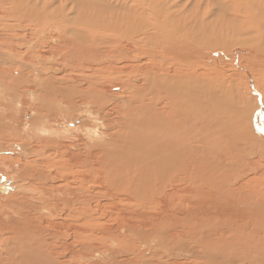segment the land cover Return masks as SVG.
Listing matches in <instances>:
<instances>
[{"label":"bare ground","instance_id":"obj_1","mask_svg":"<svg viewBox=\"0 0 264 264\" xmlns=\"http://www.w3.org/2000/svg\"><path fill=\"white\" fill-rule=\"evenodd\" d=\"M67 1H71L70 7H69L71 10H69V12L72 11V13H74L75 9L76 8L78 9V7L76 5L77 2L75 3V1H77V0H75V1L74 0H67ZM79 1L85 2L88 6L85 5L84 9L81 11H80V8L78 11H75L74 14L76 15V17L79 16V19L82 18V20H83V19H85V17H88L87 14H88V12H90V14H91L89 16L90 20H92V18L95 17L97 20L96 25L101 27V28L94 29V30L92 27V32L90 31L92 33V35H89L91 33L86 31L88 29L87 28L88 25H90V24L87 25V23H86L87 27L84 25L86 27V28H84V29H86L85 31L88 32V33H85L86 35H84L82 33V29H80L81 31L78 33H74V32L70 33V32H67L68 30H64V32H62L63 35H62V33H59L60 31H62L60 27H62L61 25H63V24H61V23H64V21H66V20L69 21V23L71 21L70 20L71 18L67 19L68 17L66 16L65 17L66 19H65L62 16L63 10H66L67 6H68L67 4L66 5L64 4L65 0H0V10H1L0 12L7 14V18H6V16H4V14L2 17H0V23L4 29H6L4 26V21L8 22L9 25L12 24V26L9 27L10 29L7 28L4 31V32H6V34H3V35L9 34L10 36H13V39L17 38V40L18 39L22 40L25 38L24 35H28V33H33L37 37L36 41H39L40 43L44 44L49 37H53V40L52 39L51 40L55 44L57 42V40L58 41L63 40V39H61V35L64 37V39L68 40L69 37H66V32H67V35H68V33H70L71 35H69V36L74 37V39H76V37H77L80 41H83L87 45L89 44V42H91L92 47H95V48L97 46H93L94 42L102 43L103 45H109V44L113 45L114 44V46H116V47L123 48V50L119 54L121 59L117 58V60L120 59L118 62H121V60L123 61V59H127V53H130L133 51V50L131 51V48H125L126 45L132 44L135 46V49H138V48H140V44H139L140 42L141 43L143 42L146 46H149L148 42H153L155 44V46L157 45V46L161 47V50L162 49H168L169 53H170V56L168 57V59H166L165 56L164 57L162 56L161 59L158 58L156 55V54H158L157 51L155 54L153 51H149V50L144 49L141 54L136 56L137 60H135V58H133L135 60L134 61L135 65L132 66V69H134L135 71H138V72H141V70H143L142 72H146V71L150 72L151 70H154V69L159 70L160 73H157L158 76L163 77V79L168 82V85H165L164 88L172 89L176 93L177 92L182 93V94L185 93L184 98L182 97V103H179V104L177 102L176 103L174 102L173 99L175 97L172 95L171 91H169L171 93L169 94L168 99L163 98L165 100L166 99L168 100L167 101L168 103H166V105L168 107L174 108V112H173L172 117L178 118L179 122L173 123L171 118L168 119L169 118L168 114H167L168 112L165 114L163 111H160V104L161 103H160V101H157L159 96L154 94V91H155V93L157 92V89H155V88H157V86H158V81L154 80L153 83H151L150 78L148 76H143L144 78H141V79L144 80L143 81L144 83H142L141 85H138V84H136V81L133 80L134 74L129 75L127 77V80H125L127 82V84L130 83V86L128 87L129 93L124 96V103L123 104L128 105L129 103L130 104L132 103V104L138 105V107H139L138 112H140L141 117L136 116L139 118H136V120H134L135 119V117H134V119H133L134 122L135 121L137 122V124L134 123L135 124L134 127L136 128L135 131H133L130 134L129 130L131 128H128L123 133L119 132V133H121L119 135L122 136L125 134L126 137L128 138L127 139L128 143H123L125 147H128V146L134 147V149L131 153L132 154L131 156H135V154H136V155L142 157L143 164L140 163V172L138 173V175H134L133 177H126V176H124V172L119 171L118 169H114L115 168L114 167L112 169L115 170V172L109 174L107 168H109L110 160H112L114 155H112L107 149V147L109 148V146H108L109 141L107 142V140H106L107 136H106V138L104 137L105 136L104 132L99 133V132H97V130L94 129L92 134L97 135L99 141L95 139V141H98V142L96 145H94V143L93 144L91 142L89 143V141L87 142V140H86L87 143H85V147L87 148L88 146H90V144L92 147L90 146V147H88L89 150L88 149H85V150H88V152H87L88 157L92 158L93 161H91L90 164L89 163L88 164L84 163V164H85V167L88 165L90 168L95 170L94 165H96L98 163V166H99V168L100 167L102 168V171H100L99 169H97V171L103 172V170H104V174H105V179H104L105 188H104L103 192H100V195L102 194L103 196H101L102 200H100V202L98 203L99 204L98 208H100V209L95 211L94 208H96V207H93L92 203H94L93 200L98 195V193L95 191L96 189L86 188V191H85L83 188L85 185V182L81 181L79 184L81 187L75 188L74 190H76V191L72 192L74 194V196L76 197V199L73 198L68 184H67V188H69V189L66 190V192L64 194L60 193L59 191H60L61 186H56V185L51 184V180L53 178H55V177L52 178L53 175L51 174L54 170H52L51 172H48L51 169H55L54 165L51 162H45L44 164H39L36 160L30 159L28 164L27 165L25 164L26 165L25 169L23 168L22 172H24L28 177H32L33 181L35 182L34 186L30 190V194H32V195H30L29 198L32 199L31 200L32 204H34L35 207H37L39 209V211H38V213L35 212L34 218L32 217L29 220L25 216V219L27 221V223L25 222L26 223L25 225L28 228V231H27L28 238H27V240L19 238V241L17 243L18 248L16 247V249L14 250V254L19 250V248H20L19 246L21 245L23 247L22 249L24 252V254L21 255V257L23 259L22 261L25 263H28V264H32L33 262H37L39 264H92L94 261V257H96L95 253H96V251H98L97 250V247L99 246L98 244H100L101 246L102 245L104 246V247L99 246L98 249H100V248L104 249V252H105V253L103 252L104 258L107 259L108 262H109V259L115 258L116 256L118 257V254H124L125 253L123 250L124 248L122 247V244H123L126 247L128 246L127 248H129V250L135 256L140 257V260L146 264H171L170 258L174 257V255L169 254V252L170 251L173 252L175 250L172 247L177 242L176 238L179 237V238H183L185 240L184 242L182 240L180 242H178L181 245L183 244L187 247L186 244L189 243V246L194 245V247L200 248V251L197 252L190 246L189 248H192V250L187 249V252H189L192 257H195V258L199 257L201 259V262H200L201 264H264V215L258 217V220H249L247 225L251 226V227H248V226H247V228L237 227L231 231H225L223 229V227L218 226V225H217V227H214V225L212 224L213 225V232H211L210 235L206 236L207 240L204 244L203 241L200 240L199 232H197V231H204L206 233V229L205 228H199V225L197 226L196 223L201 222V220H199V219H202V218L206 219L207 221H210V220H208L207 217H205V216L202 218L198 217L197 213L200 212V207L198 205L197 206L195 205L193 210H190V207H187V205L184 204L183 199H181V197L179 198L178 202H176L174 204L172 203L173 204L172 209L174 212L171 215V218H173L176 221H180L178 219L177 213L181 212V214H183L184 209L186 208L187 214H184V218L186 220L185 222H187V223H186V225L184 224V227L180 226V224L179 225H177V224L170 225L168 228H166V227L165 228L164 227L163 228H160V227L142 228V227H140V230L143 229L145 231H139L138 234H135L138 230L134 231V230H130L128 228H125L127 236L132 235V237H135L136 239H138L137 243H135V244H133V243L129 244L128 238L124 239L122 237L121 238L116 237L117 235H114V234H113L114 236H112V238H107V236H106V239L103 236L100 237L101 234L105 235V233L108 232V230H109V229L107 230V228H106L107 226L105 225V221L110 216L107 215L108 213L106 214L107 211H105V209H104V207H107L108 204L111 205V203H112L111 202L112 200L110 201L111 203H109V200L111 199V197H109V194H110L109 191H111L113 193V197H114L113 201L120 200V201H123V203L126 202V203H124V205L132 202L134 206L143 209L144 206H148V205H150L149 208L151 206L152 207L158 206L159 205V198L164 196V192L166 191V189L168 190L167 185L171 184L173 182H179L182 184V186L185 185L193 193H194V191H198V193H196V194L199 196L202 195L201 190L206 189L208 191L209 195L213 194V195H211L210 200L214 201L216 203H219V198H220V202L230 200V201L235 202V203H241L244 201L246 202L248 200L250 203H247L244 208L242 207L243 210L240 211L241 215L252 214L253 208L258 209L259 211H257V212L260 213V211H261L264 214V198H261V196H258L259 192L257 193L254 189H252L253 192H251V190L250 191L247 190L248 189L247 187L250 186L248 184L250 182V180H245L246 175L248 173V170L250 169L251 171H253V168H251L250 166H252L251 164L254 163V159L257 157L258 159L264 161V157L262 156L264 154L259 151V153L257 152L258 155H256V153L254 151L255 150L254 148H256L255 146H259L260 148L263 149V152H264V125H263L264 122H262V123H261V121L259 122L260 119H262L264 121V107H263L264 102L262 100V98L264 97V89L261 86V81H262L261 76L262 75L260 73H258L259 78H257L256 77V72H257L256 69L245 68L244 66L241 65L240 66L241 70H238V71L235 70L236 71L235 74L237 75L236 81L230 82V83L225 81L226 83H228V86H226L225 82H221V83L219 82L218 83V81H217V82H213L211 84L209 83L210 85L207 88H209V94H210L209 96L211 97L212 102L210 101L211 103L208 104L209 102L205 101L207 93H205V90H204L205 86L203 85L206 82V81L204 82V80H207V77H205L206 73H204V70H203L204 67H202L203 65L200 64L201 65L200 66L198 63V61H199L198 57L201 56L200 50H199L200 45L198 46V44L200 42H202L201 44L204 45L205 48L208 46H211V45L214 47L226 48L225 43H227V42L225 41V38H224V36H226V34H224L223 32H225L227 30L226 27L228 25H226L224 29H219V27L221 25L218 27L217 24L215 25L217 27H211L210 28V25L207 22L209 17H210L209 9L211 10V9L216 8V7H217V9H220L219 11H225L228 19H229V15H228L227 11L230 12V10L234 9V11H235L234 12L235 13L234 19L235 20L237 18H240V19H239V21L237 20L239 23H231L233 25V29H232L233 32L235 30V32L238 35H240V34L247 35V34H250L251 32L254 34V35H252L253 39L246 38L249 42H243V38H242L243 35L237 36L236 38L239 41L238 44L242 45L244 43H247V44H249V48L248 47L247 48L250 50V52H253L254 56L259 55V54L264 56V20H263V22L258 20V19L264 18V11L262 12L259 8L261 3H264V0H246V2L248 4H250L251 6L250 5L246 6L243 3V0H188V1H185L186 3L184 2V0H116L119 2L118 4H120V7L118 5L115 6L114 4H112L114 6L107 5L106 3H108V4H111V3L106 2V0H79ZM131 1L133 4L131 3L132 5L130 6L129 3ZM6 3L9 5V7L4 5ZM181 3H183V4H181ZM95 5H97V6L95 7ZM254 7H256L258 13L262 12L263 15H261V14L257 15L256 12H255V14L252 13V11H254L253 10ZM128 9L133 10V13H132L133 16L130 19L125 17L126 18L125 20H121V18H120L121 15L123 14V12L128 11ZM67 12L68 11H65V13H67ZM95 13H100L101 15L99 14V16H97ZM232 13H230V14H232ZM213 14H214V10H213ZM71 15L72 14L70 13V16ZM100 16L104 17L103 20H100L102 18L99 19ZM125 16H128V15H125ZM219 18H221V17H219ZM110 19L112 21H113V19H117V21L119 19L120 21L124 22V24H121V27L119 29L120 33L123 32V34L119 35L118 33L117 34L116 33H109V34L107 33L108 31L112 30L111 25H110V22H111ZM234 19L232 21H234ZM241 19L243 21H241ZM78 20L76 19V21H78ZM71 22H73V21H71ZM84 22H88L87 19ZM89 22H91V21H89ZM227 22L229 23V21H227ZM80 23H79V21L77 22V24H78L77 27L83 28V27H81V25L79 26ZM217 23H218V21H217ZM69 25H72L71 27H74V28L76 27V26H73L74 24H72V23ZM66 26H68V25H66ZM90 28H91V25L89 26V29ZM113 28L116 29L117 26L113 27ZM72 29L73 28H71V30ZM117 29L115 32H117ZM78 30L79 29L75 28V30H72V31H78ZM93 31L96 32V33H94L95 35H93ZM71 37H70V41H72L71 39H73ZM110 38L113 39L112 43H108V40ZM74 39H73V41H74ZM207 40L210 41L209 44L205 43V42H207ZM109 41H111V40H109ZM227 41H229V40L227 39ZM72 42H70V43H72ZM29 43L30 42H26L25 45H27ZM98 43H97V45H99ZM63 44H65V43H63ZM66 44L64 45V48L68 47V46H66ZM72 44L76 45L74 43H72ZM221 44H223V45H221ZM48 45H49V43H48ZM73 45H72V47H74ZM9 47H10V45L8 44V46H7L6 42H4V43L0 42V62L7 63V61L4 62V59H11V58H9V57H11V54L20 55V53H19L20 50L13 51V50L7 49ZM77 47L78 46H75V48H77ZM89 47H91V46H89ZM78 48L80 49V47H78ZM85 48L86 47H84L83 49H85ZM100 48H102V46ZM111 48H113V47H111ZM87 49L88 48H86V50ZM102 49H103V53H106L107 49H109V51H110V47H108V48L103 47ZM150 49H152V47ZM62 50H64V49H62ZM62 50H60V51H62ZM82 50H81V54L80 53L79 54L76 53V54L77 55H84V53L82 54V52H83ZM91 50H93V49H91ZM91 50H90V52H91ZM124 50H128V52L127 51L124 52ZM155 50H158V49L156 48ZM185 50L189 51L187 55H185L186 54ZM69 51H71V50H69ZM72 52L73 51H71V53ZM96 52H97V50H96ZM110 52H112V51H110ZM71 53H69V54H71ZM100 53L103 54L102 52H100ZM72 55L73 54H71V56ZM74 55H75V53H74ZM89 55H90V53H89ZM108 55H110V54L108 53ZM163 55H165V53ZM193 55H194V57H193ZM100 56H102V55H100ZM106 56H107V53H106ZM115 56H114V58H115ZM94 58H95V56H94ZM96 58H98V57H96ZM194 58H196V60L191 61ZM100 59H103V58L100 57ZM112 60H113V57H112ZM169 60L172 62V64L175 67V71L172 70L174 73L170 72V69L172 68L171 66H170L171 67L170 69L166 67L168 65L167 61H169ZM188 60H189V62H186ZM70 61L72 62L73 60H70ZM74 61H76V60H74ZM71 62H68V63H71ZM181 62H183V63H181ZM8 63L10 64V62H8ZM112 64H111V66H112ZM131 64H130V67H131ZM45 65H48V66L45 67ZM77 65H78V62H77ZM183 65L186 66V69H189V71H190L189 73L185 72L183 70L184 69ZM43 66L42 67L38 66L41 69L40 70V76H39V78L37 77V79L33 78L34 80L31 81V84H34L35 92L44 93L48 96H52L54 94V96L56 97V100H58V97L60 100H62V98H60V97H63V96L66 97L67 95L70 96V94H71V92H69L70 94L58 96L57 93L61 91L57 87L59 84H61V85L62 84L64 85V83L66 85L67 84H73L74 86H78V88H80V87L83 88V90H80L79 93H80L81 97L83 98V100L84 99L87 100V98H89V99L91 98V97L86 96L88 92L93 91V89L96 86L97 87L103 86L105 83V80H102V81L97 80L96 81L94 79L95 81H93L91 79V77H93V76L86 77L87 75H85V73H86V71H84L85 69H82V71H80V72H82L81 74H77V72L79 70L78 71L76 70L73 74V72H71V71H73L75 68L70 66L71 68H74L72 70L69 67V65H68V67L70 69L68 68V71L71 70L69 72H71L72 74H69L66 71L67 70L66 69L65 72H67L66 73L67 75L65 74L63 77L55 76V74H58L59 71H63L65 69V66H66V65L62 66L61 62L58 63L57 59L50 60L49 62L44 61ZM58 66H60L59 69H57ZM73 66H74V64H73ZM251 67H252V65H251ZM214 69H215L214 70L215 74L219 75V73H218L219 69H217V68H214ZM93 70L94 69L92 68V70H90V71H93ZM103 70L104 71L106 70V72H107V69H103ZM90 71H88V72H90ZM32 72L38 73V71H36L35 69H34V71L32 70ZM106 72H104V73H106ZM107 73H109V72H107ZM128 74H130V73H128ZM137 76H138V74H137ZM168 77H169V79H168ZM86 78H88L89 80H87ZM102 78H104V77H102ZM21 79H22V75H21V77L12 78V77L7 76L4 71L2 73H0V80L2 81V83L0 85H2L1 87H3L4 85H5V87H8L11 91V93H9V94L14 95V91H16V89H18L17 86H18V83H20ZM112 80L114 81V79H112ZM22 81L25 82V80H22ZM213 81H214V79H213ZM169 82H171V83L169 84ZM192 83H194L195 85H192ZM242 83H245V85L247 87V92H246L245 87L244 88L241 87ZM21 84H22V82H21ZM85 86H87V87H85ZM161 86H163V85H161ZM72 88H73V86H72ZM76 88H74V89H76ZM195 88H199V90L198 91L196 90L197 91L196 94H198L197 95L198 97L196 98V106L192 110L193 106H192V97L191 96L194 94H192L191 91H193ZM61 89H63V87ZM74 89H71V91H74ZM255 91L258 92V94H259L257 97H255L253 95V93ZM7 92L8 91H6V93ZM25 92L27 93L28 91H25ZM61 92H62V94H65L67 91L66 92L61 91ZM75 92H77V91H75ZM30 93L31 92H29V95H31ZM102 93H103V91H102ZM96 94H98V93H96ZM71 95L73 96V94H71ZM76 95L78 96V94L74 93V96H76ZM262 95H263V97H262ZM69 96H67V97H69ZM194 96H196V95H194ZM65 97H64V99H66ZM164 97H165V95H164ZM180 97L181 96H179V98ZM12 98H15V96L14 97L11 96V99ZM69 98H67V100L71 101V97H69ZM104 98L106 99V97H104ZM11 99H9V100H11ZM96 99H101V98L97 97ZM83 100L81 101L82 103H83ZM92 100H93V98H92ZM70 101H68V102H70ZM121 101H120V105L122 104ZM176 101H178V99ZM72 102L73 101L70 102L71 104L67 103V102L66 103L69 105H73L74 103L72 104ZM87 102H88V100H87ZM103 102L105 103L106 100L102 101V103ZM164 102H166V101H164ZM197 102H199V103H197ZM98 104H100V102H98ZM108 104H106V105H108ZM116 105L117 104H115V106ZM2 106L4 108L6 107L5 105H2ZM79 106H81V104ZM123 106L120 107L121 110L122 109L124 110L125 107L123 108ZM128 106H127L128 108L124 110V112L126 111L127 118L131 115H135V112H136L134 106H131V105H128ZM210 106L213 107V110L211 109ZM39 107H41V108L38 110L41 112L45 109L46 105H43L42 103H40ZM62 107L63 106H61V108ZM101 108H102V106H101ZM162 108H164V107H162ZM216 108H218V109L215 110ZM83 110H84V108H83ZM99 110H101L99 112V114H101L100 122L96 123V126H100V128L105 129V130H109L110 124L109 123L107 124L106 120L104 119L105 117H108L107 112L105 111L104 108L99 109ZM113 110H114V108H113ZM190 111H192V112L197 111L201 117L208 118V120L209 119L214 120L216 122V124L215 123L214 124L217 126H219V120H221L223 118L224 121H221V123L223 122L224 125H226L228 123H232L235 126H238L239 135L236 137V139H232V140L229 139L231 141L226 142V140H225V142H222L219 145V152L217 153V156H213V153L212 154L209 153L212 151H209L207 149L208 146H206V143L209 142V140H208L209 138H214L215 135L209 136L207 134V130L210 129L211 127L213 130V126L215 127V125H213L211 127L209 126L210 128H208V126L204 128L203 122H202L200 124L201 126H197V128L202 127L206 133L205 132L202 133V131H201V133L198 132V133L193 134L190 131L189 126H188L189 121L184 120V119H186V116L190 115L189 114ZM212 111H213L215 117H214ZM79 112H80V110H79ZM87 112L93 113L89 109ZM52 113H53V111H52ZM119 113H121V111ZM256 114H258L257 117L255 116ZM208 115H209V117H208ZM79 117H80V115H79ZM102 117H104V118H102ZM117 118H120V116L119 117L117 116L115 119H117ZM190 118H191V116H190ZM212 120H210V121H212ZM121 121L122 120H118L119 124L121 123ZM118 122H114V124L118 123ZM180 122H182V123H180ZM221 123H220V127L221 128L225 127ZM85 125H86V127H87V125L91 126L89 123H85ZM209 125H211V124H209ZM82 126H84V125L82 124ZM120 126H122V125H120ZM217 126L215 127L216 129L213 130V134H215L214 131H216L218 129ZM65 127H67V126H65ZM73 127H75L74 124H73ZM113 127L114 126L112 125V128ZM118 127H119V125H118ZM229 127H228V129H229ZM123 128H124V124H123ZM113 129H115V127ZM113 129H112V131H114ZM244 129H246V130H244ZM90 130H88V131H90ZM223 130L224 129L220 130V132H223ZM118 131H122V129L120 128ZM55 134H57V133H55ZM112 135L113 134H111V136ZM199 135L204 136V138L197 137ZM60 136H61V134H60ZM220 137H217V138H220ZM89 138H90V133H89ZM221 138H223V137H221ZM85 139H87V138H85ZM206 139H207V142H206ZM92 142H94V141H92ZM56 144H58V143H56ZM54 145L51 147H54ZM109 145L111 147V143ZM212 145L213 144H211V145L209 144V146H212ZM225 145L229 146V148H230L229 151L225 148L226 147ZM43 146H45V145H43ZM112 146L114 147L113 144H112ZM83 148H84V146H83ZM256 150H257V148H256ZM2 151L6 154H8V153L13 154L11 151H5L3 149H2ZM115 151H116V147H115ZM38 152H39V150L38 151L36 150L34 155L36 156ZM124 152H125V150L119 151V157L124 156V154H125ZM127 152L128 151L126 150V153ZM2 153L0 152V156L2 155ZM77 153H78V150H77ZM251 155H253L254 157L250 158ZM42 158H46V157H42ZM212 158L216 159L214 165H219L222 162H228L229 168L222 170V168L219 165V167L214 166V170H212L211 167L207 163V160L212 159ZM22 159H25V158L22 157ZM116 159H118V158L116 157ZM46 160H48V158ZM121 160H124V159L121 158ZM48 161H51V160H48ZM83 161H85V160H83ZM19 162H20V159H19ZM114 162L117 163V162H120V160L114 161ZM76 163H78V162H76ZM79 163H80V161H79ZM66 164L67 163H65V165ZM82 164L83 163H81L80 165H82ZM254 164H256V163H254ZM21 165H24V162ZM58 165H57V167H58ZM127 165L128 164L126 163V166ZM223 165H225V164H223ZM28 166L32 167V168H27ZM75 166H78V164H76ZM20 167H22V166H20ZM68 167H69V165H68ZM128 167H130L131 172L135 173L137 170L136 168H132L131 164H129ZM64 169H66V168H64ZM31 170H33V172L29 173V171L31 172ZM78 170H79V168H78ZM84 171L87 172L88 170L83 169L82 173ZM92 171H89V173ZM100 172H98V173H100ZM80 174L81 173L79 172V174H78L79 177H81ZM111 174L113 176H115L116 178L119 177L118 183L115 186L108 183L109 182V176ZM3 177H5V176H2L0 179V192L7 194V193L11 192V189L13 191L14 188L11 187L7 177L4 178L5 179L4 181L2 180ZM70 177H71V175H70ZM1 180H2V182H1ZM74 180L76 181V179H74ZM86 182H87V180H86ZM93 182H94V180H93ZM107 185H109L112 189H108ZM99 188L101 190L103 189L102 186H99ZM183 189L181 188V190H183ZM177 191H180V190L177 189ZM174 194H175V192H174ZM203 194L206 195L207 192L203 193ZM253 195H255V197H252ZM182 196H184V195H182ZM175 197H177V196H175ZM190 197H191V195H190ZM82 198H84V199H82ZM184 199L189 201L190 198L188 199L185 197ZM200 199H199V201H200ZM193 200L194 199H192L191 201H193ZM90 201H91V203H90ZM197 201L198 200L195 201L196 204H197ZM123 203L119 202V204H123ZM205 204L206 203H203L202 206H204ZM112 205H113V203H112ZM201 208H202V211H204L203 207H201ZM144 209H143V211H144ZM235 211H237V210H235ZM44 213H46L47 215H45ZM94 213H96L95 216H94ZM58 217H60V218L57 219ZM92 217H93V222L96 221V220H94V218H96V217L100 219V221L98 220L99 221L98 225L100 226L101 232L98 233V235L95 234V232H94L95 229L93 230L91 228V225L93 224ZM17 221H19V220H17ZM47 222L49 223V226H46ZM94 223L97 224L96 222H94ZM125 226H127V225H125ZM176 227H178V228L182 227L183 231H178L177 230L178 228L176 229ZM112 228H113V226H112ZM109 232H110V230H109ZM114 233L117 234L118 232L115 231ZM183 235H185V236L183 237ZM132 237H131V239H132ZM186 240H187V242H186ZM108 241L109 242L112 241L114 243L107 244L106 242H108ZM199 241H201V242H199ZM96 243H98V244H96ZM114 247H117L118 250L114 249ZM13 248H14V246H12V249ZM183 248H185V247H183ZM232 248H236V249L233 250ZM227 249L230 250V252L225 251ZM239 250H242V252L244 251V253L240 254ZM159 251H163L164 256L159 255ZM99 255H101V252ZM130 255H131V253H130ZM102 257H103V255H102ZM130 259H132V258H130ZM196 261H198V260L196 259ZM139 264H140V262H139Z\"/></svg>","mask_w":264,"mask_h":264},{"label":"rangeland","instance_id":"obj_2","mask_svg":"<svg viewBox=\"0 0 264 264\" xmlns=\"http://www.w3.org/2000/svg\"><path fill=\"white\" fill-rule=\"evenodd\" d=\"M78 1L79 0L75 1V3L77 2L76 5L78 7V9L76 8L75 11H78L79 8H80V11H81V10L84 9L85 5L88 6L85 2L81 1L82 2L81 3L80 1L79 2ZM115 1L114 0H106V2L111 3V4H108V3H106V4L110 5V6L118 5L120 7V4H118L119 2L118 1L115 2ZM185 1H188V0H184V2ZM131 3H132V1L129 3L130 6L133 4V3L132 4ZM243 3L246 6L250 5V4H248L246 2V0H243ZM64 4L65 5L67 4L68 6H67L66 10H63V13H62L63 15L62 16H63V18H65L67 16L68 17L67 19L71 18L70 20L73 21V22L70 21V23H69V21L66 20L67 22L64 21V23H61V24H63V25H61L62 27H60L62 31H60L59 33L64 32V30H68L67 32H70V33L71 32L78 33V32L81 31L80 29H82V33L84 35H86L85 33H88V32L91 33L92 32V27H93V30L101 28L98 25H96V23H97L96 21L97 20H96L95 17H94L95 19L92 18V20H90V17H89L91 15L90 12H88V14H87L88 17H85V19H83V20L85 21L87 19L88 22L89 21H91V22H89V23L88 22H84L81 17H80L81 19H79V16L76 17V15L74 14L75 11H74V13H72V11L69 12V10H71L69 8L70 4H71V1L65 0ZM112 4H114V5H112ZM181 4H183V3H181ZM263 4L264 3H261V5L259 7L262 12L264 11V5ZM4 5L9 7V5L7 3L4 4ZM96 6L97 5H95V7ZM213 10H214V14H213ZM219 10L220 9H217V7L214 8V9H211V10L209 9V12H210L209 19L210 20L208 19L207 22L210 25V28L211 27H217V26L219 27L221 25L219 27V29H224L225 26L228 25L226 27L227 30L225 32H223L227 36L226 37V36L223 35L224 38H225V41L227 42V43H225L226 48L214 47L212 45L205 48V46L201 44L202 42H200L198 44V46L199 45L201 46V47L199 46L200 49L199 48L198 49L200 50V54L202 56V57L201 56L198 57L199 58L198 63H199V65L200 64L203 65L202 67H204L203 68L204 73H206L205 77H207V80H204V82L205 81L206 82L203 85L205 86V88H204L205 93H207L205 101L209 102L208 104H210L212 102V100H211V97L209 96L210 95L209 94V88H207V87H209V85L211 83L217 82V81H218V83L219 82L220 83L221 82H225V81L229 82V83L230 82H235L236 79H237L236 78L237 75L235 74L236 73L235 70H237V71L241 70V68H240L241 65L244 66L245 68L256 69L257 70V72H256V77L257 78H259L258 73H260L262 75L261 76V80H262L261 81V86L264 89V83H263L264 82V56H262L261 54L254 56L253 52H250V50L248 49L249 48V44L244 43V44H242L243 46L239 45L238 44L239 41L236 38L237 36H242L243 35L242 36L243 42H249L246 38L253 39L252 35H254V34L251 32L250 34H247V35H245V34L238 35L235 32V30L233 32V30H232L233 29V25L231 23H239L238 21H239L240 18H237L236 20L234 19V15H235L234 9L230 10V12L227 11V13L229 15V19L227 18V15H226L225 11H219ZM253 10L254 11H252V13L255 14V12H256L257 15H260V14L263 15L262 12L258 13L256 7H254ZM65 11H68L67 12L68 14L65 13ZM70 13L72 14L71 16H70ZM132 13H133V10H131V9H128V11L123 12V14L120 17L121 20H125L126 18L130 19L133 16ZM230 13H232V14H230ZM3 14L4 13L0 12V17H2ZM95 14L97 16H99L100 13H95ZM125 15H128V16H125ZM4 16H6V18H7V14H4ZM219 17H221V18H219ZM100 18H102V19H100ZM103 18L104 17H101V16L99 17L100 20H103ZM76 19L77 20L79 19L78 20L79 23L81 22L79 24V26L81 25V27H83V28H80V27L78 28L77 27L78 26V24H77L78 21H76ZM233 19H234V21H232ZM226 20L229 21V23ZM258 20L263 22L264 18L263 19H258ZM110 21H111L110 25H111L112 30L108 31L107 33L108 34L109 33H116V34L118 33L119 35L123 34V32L120 33L119 29L121 27V24H124V22L120 21L119 19H118V21H117V19H113V21L110 19ZM217 21H218V23H217ZM241 21H243V20L241 19ZM71 23L74 24L73 26H76L75 28H77L79 30L78 31H72V30H75V28L71 27L72 25H69ZM86 23H87V25L88 24L91 25L90 29H89L90 25H88V27H87ZM216 24H217V26H215ZM66 25H68V26H66ZM84 25L88 28L87 30L84 29V28H86ZM4 26H5L6 29L7 28L10 29L9 27H11L12 24L9 25L8 22L4 21ZM116 26L118 28V29L116 28L117 32H115L116 29L113 28V27H116ZM71 28H73V29L71 30ZM6 29H4L3 26L0 23V42H2V43L6 42L7 46L9 44L10 47L7 48V49H10V50H13V51L20 50L19 51L20 55L11 54V57H9L11 59H4V62L7 61V63L0 62V65H1L0 66V73H2L4 71L7 76L12 77V78L21 77V75H22V79L20 80V83H18V86H17L18 89H16V91H14V95L13 94H9V93H11V91H10V89L8 87H5V85L3 87H1L2 85H0V88H1L0 89V92H1L0 93V149H1L0 152L2 153L3 152L2 149H3L5 151H11L13 153V154H10V153L6 154V153L3 152L2 155L0 156V179H1L2 176L7 177L11 187L14 188L13 191L11 189V192H9L7 194L0 192V264H28V263H25V262L22 261L23 259H22L21 255L24 254L23 249H22L23 247L20 245L19 246L20 247L19 250L15 254H14V250L17 247V243L19 241V238L20 239L22 238V239H25V240H27V238H28V235H27L28 228L25 225L27 223V221L25 219V216L29 220L32 217L34 218L35 212L38 213V211H39V209L37 207H35L34 204H32V201H31L32 199L29 198L30 195H32V194H30V190L34 186L35 182L33 181L32 177H28L24 172H22L23 168L25 169V166L28 164L29 160L30 159L36 160L39 164H44L45 162H51L54 165L55 169H51L48 172H51L52 170H54L51 174L53 175L52 178L55 177L56 179L53 178L55 181L52 179L51 180V184L56 185V186H61L62 189L60 188V191H59L60 193L64 194L66 192V190H68L69 188L71 190V193L75 192L76 191V190H74L75 188L81 187L79 185L81 181L85 182V185L83 187L85 191H86V188L96 189L95 191L98 193V195H97L96 198H94V200H93L94 203H92L93 207H96V208H94L95 211H96V210L100 209V208H98L99 207L98 203L100 202V200H102L101 196H103L102 194L100 195V192H103L104 188H105V185H104L105 174H104V170H103V172H100V171H102V168L101 167L99 168L98 163L96 165H94V169L96 171L93 170L92 168H90L88 165L85 167V164H88V163L90 164V162L93 161L92 158L88 157V153H87L88 150H89L88 147H90L91 144H90V146H88L86 148L85 147V143H87L89 141V143L91 142L92 144L94 143V145H96L97 142L99 141L98 136L92 134L93 130L95 129L99 133L100 132H104V135H105L104 137L106 138V136H107V138H108V139L106 138L107 142L109 141V143H108L109 148L107 147V149L112 155H114L112 160H110L109 168H107L109 174L115 172V170L112 169V168L115 167L114 169H118L119 171L124 172V176L133 177L134 175H138V173L140 172V163L143 164V162H142L143 160H142L141 156H138L136 154H135V156H131L132 155L131 153H132L134 147H131V146L125 147L124 146L123 143H128L127 142L128 138L126 137V135L125 134L122 135V136L119 135V134L125 132L128 128H131L129 130L130 134L133 131H135L136 128L134 126H135V124H137V122L136 121L134 122V120H136V118L141 117L140 112H138L139 107L136 104H132V103L128 104V105L134 106V108L136 110L135 115H131V116H129L127 118L126 111L124 112V110L129 107L127 104H123L124 103V96L129 93V88L128 87L130 86V83H128L129 84L128 85L127 82L125 81V80H127V77L129 75H131V74H134L133 80H135L136 84H138V85H141L142 83H144L143 82L144 80L141 79V78H144L143 76H148L150 78V82L151 83H153L154 80L158 81V86H157V88H155V89H157V92L155 93V91H154V94L159 96L157 101H160V103H161L160 104V111H163L165 114L168 112L167 113L168 117H169L168 119L171 118L173 123H178L179 120L176 117H172L173 112H174V108L173 107H168L166 105V103H168L167 99L169 97V94L172 92V95L175 97L173 99L174 102L175 103L177 102L179 104V103H182V97L184 98L185 93L184 94L178 93V92L176 93L172 89L164 88L165 85H168V82L165 81L163 79V77L158 76L157 73H160L159 70L154 69V70H151L150 72L146 71L148 73L147 74L146 72H142L143 70H141V72H138V71H135L134 69H132V66L135 65L134 61L137 60L136 56L141 54L144 49L145 50H149V51H153L155 54H156V51H157L158 54H156V55H157L158 58L161 59L162 56L163 57L165 56V58L168 59V57L170 56L169 50L168 49H162L161 50V47H159L157 45L155 46V44L153 42H148L149 46H146L143 42L142 43L140 42L139 43L140 44V48H138V49H135V46L132 45V44L131 45H126L125 48H131V51L132 50L133 51L130 52V53H127V59H123V61L121 60V62H118L121 59L119 54L123 50V48L116 47V46H114V44L113 45L112 44L103 45L102 43H98L97 42L100 45L99 46V45H97L96 42H94L93 46H97L95 48V47H92L91 42H89L90 45L89 44L87 45L83 41H80L77 37H76V39H77L76 40V39H74V37L69 36V35H71L70 33H68V35H67V32H66V37H69L68 40L64 39V37L62 36L63 35V33H62L61 39H63V40L59 39L60 41L57 40V42L54 44L52 42L53 37H49L47 39V41L43 44V43H40L39 41H36L37 37L33 33H28V35H24L25 38L22 39V40L21 39L17 40V38H15V37H14L15 39H13V36H10L9 34L3 35V34H6V32H4ZM85 30L88 31V32H86ZM94 33H96V32L93 31V35H95ZM89 35H92V33L89 34ZM70 37L74 39V41H73V39H71L73 42L70 41ZM227 39L229 41H227ZM109 40H111V41H109ZM109 40H108V43H112L113 39L110 38ZM26 42H30V43L25 45ZM70 42H72V43H74L76 45H73ZM209 42L210 41L207 40V42H205V43L209 44ZM48 43H49V45H48ZM63 43H65V44L67 43L68 44V45L66 44V46H68L67 48L65 47L66 49L64 48L65 44H63ZM72 45L74 47H72ZM221 45H223V44H221ZM75 46L80 47V49L78 47L75 48ZM89 46H91L92 48L89 47ZM101 46H102V48L103 47H107V48L110 47V51H112V52H110L109 49H107L106 50L107 51L106 52L107 56H106V53H103V49L100 48ZM60 47L62 49H64V50H62ZM84 47L88 48L89 50L88 49L86 50V48L83 49ZM111 47H113V48H111ZM151 47H152V49H150ZM156 48L158 50H155ZM91 49H93V50H91ZM60 50H62V51H60ZM69 50L73 51L76 56L74 55L73 52L71 53V51H69ZM81 50L83 51L82 54L84 53L85 56L76 54V53H78V54L80 53L81 54ZM90 50H91V52H90ZM96 50H97V52H96ZM99 51L102 52L103 54H101ZM126 51L128 52V50H124V52H126ZM188 52L189 51L185 50V53H186L185 55H187ZM69 53H71L73 55L71 56V54H69ZM89 53H90V55H89ZM108 53L111 56L108 55ZM164 53H165V55H163ZM93 55L95 56V58H94ZM100 55H102L103 57L100 56ZM99 56L101 58H103V59H100ZM114 56H115V58H114ZM96 57H98V58H96ZM112 57H113V60H112ZM193 57H194V55H193ZM117 58H120V59L117 60ZM133 58H135V60ZM55 59H57L58 63L61 62L62 66L66 65L65 69L63 71H59V73L55 74V76L63 77L67 72L69 74H72L71 72H73V74H74V72L76 70L77 71L79 70L77 72V74H81L82 72H80V71H82V69H85L84 71H86V73H85V75H87L86 77L93 76V77H91V79L93 81H95V80L96 81L97 80H99V81L105 80L104 85L103 86H98V87L96 86L93 89V91L88 92L86 96L91 97V98L90 99L87 98V100H88V102H87L86 99L83 100V98L81 97V95L79 93L80 90H83V88H81L80 86H79L80 88H78V86H74L73 84H67L66 85L64 83V85L62 84L63 86L61 84H59L57 86L58 89H60L63 92L67 91L68 93L66 92L65 94H62V92L60 91V92L57 93L58 96H63V95L70 94L69 92H71V94H73V96H74V93L78 94V96L76 95L78 98L76 96L73 97L71 94H70V96L67 95V96L71 97V101H73L72 104L74 103L73 105L67 104V103L71 102L70 100H67V98H69L67 96L66 97L65 96L60 97V98H62V100H60L59 97H58V100H56V97L54 96V94L52 96H48V95H46L44 93L35 92V86H34V84H31V81L34 80V79H37V77L39 78L40 70H41L39 67L43 66L44 61L45 62L46 61L49 62L50 60H55ZM70 60H73V61L71 62ZM74 60H76L78 62V65H77V62L74 61ZM193 60H196V58L192 59L191 61H193ZM8 62H10V64ZM68 62H71V63H68ZM186 62H189V60L186 61ZM72 63L74 64V66H73ZM181 63H183V62H181ZM111 64H112V66H111ZM130 64H131V67H130ZM167 64H168L166 66L167 68L170 69L172 67L170 69V72L175 71V67H174V65L172 64V62L170 60L167 61ZM68 65H69V67L71 66V67H74L75 69L70 67L72 70L73 69L74 70L73 71L69 70V71H71V72H69L68 71V68H69ZM251 65H252V67H251ZM46 66H48V65H45V67ZM59 68H60V66H58L57 69H59ZM92 68L94 70L90 71V70H92ZM183 68H184L183 70L185 72H188V73L190 72L189 69H186V66L183 65ZM214 68L219 69V72H218L219 75L215 74V71H214L215 69ZM34 69L36 71H38V73L37 72H35V73L32 72V70L34 71ZM103 69H107V72H109L110 74L107 73L106 70L104 71ZM65 70L67 72H65ZM88 71H90V72H88ZM104 72H106V73H104ZM128 73H130V74H128ZM137 74H138V76H137ZM102 77H104L105 79L102 78ZM86 79L89 80L88 78H86ZM112 79H114V81ZM168 79H169V77H168ZM213 79H214V81H213ZM22 80H25V82L22 81ZM21 82H22V84H21ZM226 82H225V84H226V86H228V83H226ZM1 83H2V81L0 80V84ZM170 83L171 82H169V84ZM161 85H163V86H161ZM192 85H195V84L192 83ZM65 86L66 87L68 86L67 87L68 89ZM72 86H73V88H72ZM62 87H63V89H61ZM85 87H87V86H85ZM241 87L242 88L245 87L246 88V92H247V87H246L245 83H242ZM74 88H76V89H74ZM71 89H74V91H71ZM196 90L198 91L199 88H195L193 91H191L192 94L196 95V96H194V95L191 96L192 97V106H193L192 110L196 106V98L198 97L197 96L198 94H196V92H197ZM6 91H8V92L6 93ZM25 91H28V92L26 93ZM75 91H77L78 93L75 92ZM102 91H103V93H102ZM169 91H171V92H169ZM29 92H31L30 93L31 95H29ZM96 93H98V94H96ZM164 95H165V97H164ZM253 95L255 97H257L259 94H258V92L255 91L253 93ZM11 96L12 97L15 96V98L11 99ZM179 96H181V97L179 98ZM64 97L66 99H64ZM95 97L96 98L99 97L102 100L101 99H96ZM104 97H106V99ZM262 97H263V95H262ZM92 98H93V100H92ZM163 98H167V99L165 100ZM9 99H11L13 102L11 100H9ZM14 99L16 101L17 100L18 101L16 102ZM177 99H178V101H176ZM82 100H83V103L81 102ZM105 100H106V102L102 103V101H105ZM262 100L264 102V97L262 98ZM68 101H70V102H68ZM120 101L122 102L121 105H120ZM164 101H166V102H164ZM98 102H100V104H98ZM40 103H42L43 105H46L45 109L43 111H41V112L38 110V109L41 108V107H39ZM79 103L81 104V106H79L80 105ZM112 103L113 104L115 103L117 105L115 106V104L113 105ZM197 103H199V102H197ZM106 104H108V105H106ZM2 105H5L6 107L4 108ZM61 106H63V107L61 108ZM101 106L107 112L108 117H105V118L102 117V118H104L106 120L107 124L108 123L110 124L109 125V127H110L109 130H105V129L100 128V126H96V123L100 122L101 114H99V112L101 110H99V109H102ZM122 106H123V108L125 107L124 110L123 109L121 110L120 107H122ZM86 107L90 111H92L93 113H88L87 112L88 109ZM162 107H164V108H162ZM210 107L213 110V107L212 106H210ZM263 107H264V105H263ZM83 108H84V110H83ZM113 108H114L115 111L113 110ZM217 109L218 108H216L215 110H217ZM79 110H80V112H79ZM119 110L121 111V113H119L120 112ZM52 111H53V113H52ZM212 113H213V111H212ZM189 114L190 115L186 116V119H184V120L189 121V125L188 126H189L190 131L193 134L194 133H198V132L201 133V131H202V133L205 132V130L202 127L201 128L200 127L197 128V126H201L200 124L202 122H203L204 128L207 127V126H208V128H210L211 126L216 124V122L214 120H212V119L208 120V118L201 117L200 114L197 111H195V112L190 111ZM79 115H80V117H79ZM213 115H214V113H213ZM117 116L118 117L120 116V118L115 119ZM136 116H139V117H136ZM190 116H191V118H190ZM255 116L257 117L258 114H256ZM134 117H135V119H134ZM208 117H209V115H208ZM214 117H215V115H214ZM118 120H122L120 124H119L120 121L118 122ZM210 120H212V121H210ZM221 121H224L223 118L221 120H219V126L215 125V127L217 126V128H218L216 131H214L215 134H213V130L216 129L214 126H213V130H212V127L207 130V134L209 136H212V135L214 136L215 135L214 138H209L208 139L209 142H207V139H206V142H207L206 146H208L207 149L209 151H212V152H209V153H211V154L213 153V156H217V153L219 152V145L222 142H225V140H226V142H228V141H231L232 139H236V137L239 135L238 126H235L232 123H228V124L224 125L223 122L221 123ZM260 121H261V123L264 122L262 119H260L259 122ZM114 122H118V123L114 124ZM85 123H89L90 125L92 123L93 124L91 126L87 125V127H86ZM180 123H182V122H180ZM208 123L211 124V125H209ZM220 123L223 124L225 127L221 128L220 127ZM73 124H74L75 127H73ZM82 124L85 127L82 126ZM123 124H124V128H123ZM112 125L115 127V129H113L114 127L112 128ZM118 125H119V127H118ZM120 125H122V126H120ZM263 125H264V123H263ZM65 126H67V127H65ZM228 127H229V129H228ZM120 128L122 129V131H118ZM112 129L114 131H112ZM222 129H224L223 132H220V130H222ZM88 130H90V131H88ZM244 130H246V129H244ZM119 132H121V133H119ZM55 133H57V134H55ZM89 133H90V138H89ZM60 134H61V136H60ZM111 134H113L114 136L112 135L113 136L112 137ZM220 136L223 137V138H221ZM197 137L204 138V136H200V135L197 136ZM217 137H220V138H217ZM59 138L60 139L62 138V139L60 140ZM85 138H87V139H85ZM95 139L98 140V141H95ZM229 139H231V140H229ZM86 140H87V142H86ZM92 141H94V142H92ZM56 143H58V144H56ZM110 143H111V147L109 145ZM112 144L114 145V147L112 146ZM209 144L210 145L213 144V145L209 146ZM43 145H45L46 147L43 146ZM53 145H54V147H51ZM83 146H84V148H83ZM225 146H226L225 148L229 151L230 150L229 146H227V145H225ZM115 147H116V151H115ZM255 147L257 148V150H256V148H254L255 149L254 151H255L256 155H258L259 151L264 154L262 148H260L259 146H255ZM85 149H88V150H85ZM36 150L37 151L39 150V152L35 156L34 153H35ZM77 150H78L79 154L77 153ZM124 150H125L124 156L119 157V151H124ZM126 150L128 151L127 153H126ZM41 156L42 157H46V158H42ZM115 156L118 159H116ZM262 156L264 157V155H262ZM22 157H24L25 159H22ZM251 157H254V156L251 155L250 158ZM47 158H48V160H51V161L46 160ZM121 158L124 159V160H121ZM19 159H20L21 163L19 162ZM78 160L80 161V163H79ZM83 160H85V161H83ZM118 160H120V162H117V163L114 162V161H118ZM215 161H216L215 158L207 160V163L211 167L212 170H214V166H218L219 167V165L222 168V170L226 169V168H229L228 167V164H229L228 162H222L219 165H214ZM23 162H24V165H21V164H23ZM76 162H78V163H76ZM65 163H67V164L65 165ZM81 163H83V164L80 165ZM126 163L128 164L127 166H126ZM254 163H256V164H254ZM254 163H252L251 164L252 166H250L251 168H253V171H251L249 169L248 173L246 175V179L245 180H250V182L248 183L250 186H248L247 187L248 189L247 188L246 189L249 190V191L251 190V192H253L252 189H254L257 193L259 192V195L257 194L258 196H261V198H264V161L260 160V159H258L256 157L254 159ZM76 164H78V166H75ZM129 164H131L132 168H136L138 170V171L136 170L137 173L136 172L134 173V172L130 171V167H128ZM223 164H225V165H223ZM19 165L22 166V167H20ZM57 165H58V167H57ZM68 165H69V167H68ZM63 167L66 168V169H64ZM27 168H32V167L28 166ZM78 168H79V170H78ZM83 169L84 170L87 169L88 171L87 172L84 171L82 173ZM97 169H99L100 171H97ZM89 171H92V172L89 173ZM32 172H33V170H31V172L29 171V173H32ZM79 172L81 173L80 174L81 177H79V175H78ZM98 172H100V173H98ZM70 175H71V177H70ZM74 179H76V181ZM118 179H119V177L116 178L115 176H113L111 174L109 176V182L108 183H110L111 185L115 186L118 183ZM86 180H87V182H86ZM93 180H94V182H93ZM67 184L69 185V188H67ZM180 184L181 183H179V182H173L171 184H168L167 185L168 190L166 189V191L164 192V196L159 198V205L158 206H153V207L151 206L150 208H149L150 205L144 206L143 207V209L145 208L144 211H143L142 208H138V207L134 206L132 202L124 205V203H126V202L123 203V201H120V200L113 201L114 200L113 199L114 198L113 197V193L111 191H109L110 192L109 197H111V199L109 200V203L112 202L113 205H112V203H111V205L108 204L107 207H104V209H105V211H107L106 214L108 213L107 215L110 216L106 220L107 222L105 221V225L107 226L106 228H107V230L109 229L110 232L108 230V232H106L105 235L101 234L100 237L103 236L106 239V236H107V238H112V236L117 235L116 237H120V238L122 237L124 239L128 238L129 239V244H132V243L135 244V243H137L138 239H136L135 237H132V235L131 236H127L125 228H128L130 230H134V231L138 230L135 233V234H138L139 231H145L143 229L140 230V227H142V228H157V227H160V228H163V227L165 228L166 227V228H168L170 225H174V224H177V225L180 224V226L184 227V224L186 225V223H187V222H185L186 220L184 218V214H187L186 208L184 209L183 214H181V212L177 213L178 219L180 221H176L173 218H171V215L174 212L173 209H172L173 208V204L178 202L180 197H181V199H183L184 204L187 205V207H190V210H193L195 205L196 206L198 205L200 207V212L197 213L198 217L202 218V217L205 216V217H207L208 220H210V221H207L206 219L202 218V219H199V220H201V222H197L196 223L197 226L199 225V228H205L206 229V233L204 231H197V232H199L200 240L203 241L204 244H205V242L207 240L206 236L210 235L211 232H213V225H214V227H217V225L221 226V227H223V229L225 231H231V230H233V229H235L237 227L247 228V226H248L247 224H248L249 220H258V217L264 215L261 211H260V213L257 212L259 210L256 209V208L255 209L253 208L252 214L241 215L240 211L243 210L242 207L244 208L247 203H250L248 200L246 202L244 201V202H241V203H235V202H232L230 200L220 202V198H219V203H216V202L210 200V197L213 194L209 195V193H208V191L206 189L205 190H201L202 195L199 196V195L196 194V193H198V191H194V193H193L185 185L182 186V184L181 185ZM99 186H102L103 189L101 190L99 188ZM107 187H108V189H112L109 185H107ZM181 188L182 189L184 188L185 190L184 189L181 190ZM177 189L180 190V191H177ZM174 192H175V194H174ZM206 192H207V194L204 195L203 193H206ZM182 195H184V196H182ZM190 195H191V197H190ZM72 196H73V198L76 199V197L74 196L73 193H72ZM175 196H177V197H175ZM185 197L188 198V199L190 198L189 201L185 200L184 199ZM252 197H255V195H253ZM82 199H84V198H82ZM192 199H194V200L196 199L198 201L200 199V201L199 202L197 201V204H196V202H195L196 200L195 201L194 200L191 201ZM119 202H122L123 204H119ZM90 203H91V201H90ZM203 203H206V204L204 206H202ZM201 207H203L204 211H202ZM235 210H237V211H235ZM44 214L47 215L46 213H44ZM95 215H96V213H94V216ZM59 218L60 217H58L57 219H59ZM17 220H19V221H17ZM94 220H96L94 222H96L97 224H95L93 222V217H92L93 224L91 223L92 224L91 228L93 230L95 229L94 232H95L96 235H98V233L101 232L100 231L101 230L100 226L98 225L99 224L98 222L100 221V219L96 217V218H94ZM125 225H127V226H125ZM46 226H49L48 222H47ZM112 226H113V228H112ZM182 227H179V228L176 227V229L178 228L177 229L178 231H183ZM248 227H251V226H248ZM115 231H117L118 233L117 234L114 233ZM184 236L185 235H183V237ZM131 237H132V239H131ZM176 240H177V242L174 244L175 246L173 245V247H172L175 250L173 252H171V251L169 252V254H173L174 255V257L170 258V261H171L170 263L171 264H201L200 263L201 259L199 257H197V258L192 257L191 254L189 252H187V249L192 250V248L195 251L199 252L200 248L194 247V245L193 246L190 245L192 248H189L190 247L189 243L186 244L187 247L185 245H183V244H182L183 245L182 246L178 242H180L181 240L184 242L185 240L183 238H179L178 237V238H176ZM201 241H199V242H201ZM186 242H187V240H186ZM106 243L110 244V243H114V242H112V241L109 242L108 241ZM96 244H98V243H96ZM98 245L100 247L103 246V245L101 246L100 244H98ZM12 246H14L13 249H12ZM99 246L97 247L98 251H96V253H95L96 257H94V261H93L92 264H115V263L116 264H124V263L125 264H139V262H140V264H146V263H144L143 261L140 260V257L135 256L129 250V248H127L128 246L126 247L123 244H122V247L124 248L123 250H124L125 253L124 254H118V257L116 256L115 258H111V259H109V262H108V260L104 258V254H103L104 249L103 248L98 249ZM183 247H185V248H183ZM114 249L118 250L117 247H114ZM232 249L235 250L236 248H232ZM225 251L230 252V250H228V249L225 250ZM100 252H101V255H99ZM130 253H131L132 256L130 255ZM239 253L243 254L244 251L242 252V250H239ZM102 255H103V257H102ZM159 255H163L164 256V252L163 251H159ZM130 258H132V259H130ZM196 259L198 261H196ZM32 264H39V263L33 262Z\"/></svg>","mask_w":264,"mask_h":264},{"label":"water","instance_id":"obj_3","mask_svg":"<svg viewBox=\"0 0 264 264\" xmlns=\"http://www.w3.org/2000/svg\"><path fill=\"white\" fill-rule=\"evenodd\" d=\"M4 178H5V177L2 178L3 181L5 180ZM2 180H1V182H2Z\"/></svg>","mask_w":264,"mask_h":264}]
</instances>
